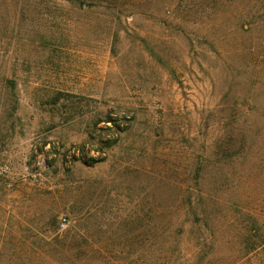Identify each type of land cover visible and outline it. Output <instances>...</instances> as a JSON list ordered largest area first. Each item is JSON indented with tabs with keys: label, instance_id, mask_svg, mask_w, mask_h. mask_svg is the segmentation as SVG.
Returning a JSON list of instances; mask_svg holds the SVG:
<instances>
[{
	"label": "rangeland",
	"instance_id": "obj_1",
	"mask_svg": "<svg viewBox=\"0 0 264 264\" xmlns=\"http://www.w3.org/2000/svg\"><path fill=\"white\" fill-rule=\"evenodd\" d=\"M263 202L264 0H0V264H263Z\"/></svg>",
	"mask_w": 264,
	"mask_h": 264
},
{
	"label": "trees",
	"instance_id": "obj_2",
	"mask_svg": "<svg viewBox=\"0 0 264 264\" xmlns=\"http://www.w3.org/2000/svg\"><path fill=\"white\" fill-rule=\"evenodd\" d=\"M189 204H191L190 199ZM244 218L247 221L246 226L248 235L246 236L244 241L245 243L242 246L243 252L247 256L259 249L261 251L262 263L264 264V215L261 219L260 225L257 224L255 216H253L250 212L246 213Z\"/></svg>",
	"mask_w": 264,
	"mask_h": 264
},
{
	"label": "built area",
	"instance_id": "obj_3",
	"mask_svg": "<svg viewBox=\"0 0 264 264\" xmlns=\"http://www.w3.org/2000/svg\"><path fill=\"white\" fill-rule=\"evenodd\" d=\"M59 225L61 228H64L65 225H66V218H62L60 221H59Z\"/></svg>",
	"mask_w": 264,
	"mask_h": 264
}]
</instances>
